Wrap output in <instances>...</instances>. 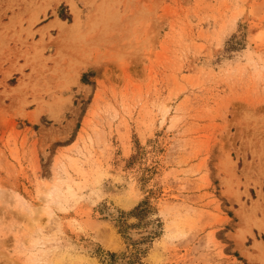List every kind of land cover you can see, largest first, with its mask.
Masks as SVG:
<instances>
[{"label":"rangeland","instance_id":"374dc122","mask_svg":"<svg viewBox=\"0 0 264 264\" xmlns=\"http://www.w3.org/2000/svg\"><path fill=\"white\" fill-rule=\"evenodd\" d=\"M0 264H264V0H0Z\"/></svg>","mask_w":264,"mask_h":264},{"label":"trees","instance_id":"16d2710c","mask_svg":"<svg viewBox=\"0 0 264 264\" xmlns=\"http://www.w3.org/2000/svg\"><path fill=\"white\" fill-rule=\"evenodd\" d=\"M140 207V206H139ZM139 207L135 208V210H137Z\"/></svg>","mask_w":264,"mask_h":264}]
</instances>
